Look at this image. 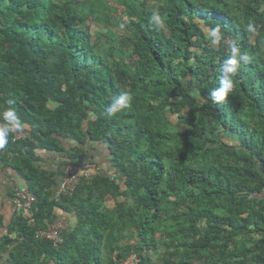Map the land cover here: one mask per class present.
<instances>
[{
  "label": "trees",
  "instance_id": "obj_1",
  "mask_svg": "<svg viewBox=\"0 0 264 264\" xmlns=\"http://www.w3.org/2000/svg\"><path fill=\"white\" fill-rule=\"evenodd\" d=\"M151 1L0 0V163L36 197L5 264H264V0ZM89 151L113 175L57 199Z\"/></svg>",
  "mask_w": 264,
  "mask_h": 264
},
{
  "label": "crops",
  "instance_id": "obj_2",
  "mask_svg": "<svg viewBox=\"0 0 264 264\" xmlns=\"http://www.w3.org/2000/svg\"><path fill=\"white\" fill-rule=\"evenodd\" d=\"M87 154V159L85 160L86 166L83 169L85 175L90 177H95L101 173H105L109 176L113 175L107 161L101 156V154H96L94 159H92L91 151H89ZM40 156L43 158L41 165L44 170L53 171L57 169V165L60 162L58 155L42 153ZM92 160L97 161V164L93 163ZM26 187L27 185L25 181L20 178L16 172L9 168H4L0 163V220L2 222V227L0 228V237L8 234L9 226L16 216V214L13 212V198L16 190ZM107 205L109 208H112L114 203L113 201H108ZM56 214L58 215L59 219L64 220L66 223V230H73L77 226V218L72 214H65L62 211H57ZM6 261L7 256L0 260V264H5Z\"/></svg>",
  "mask_w": 264,
  "mask_h": 264
},
{
  "label": "built area",
  "instance_id": "obj_3",
  "mask_svg": "<svg viewBox=\"0 0 264 264\" xmlns=\"http://www.w3.org/2000/svg\"><path fill=\"white\" fill-rule=\"evenodd\" d=\"M11 132L15 134V139H24L27 134L19 132L11 127ZM84 169V168H83ZM83 169L70 168L67 171V176L60 183L56 198L60 199L62 196L72 195L79 185L80 174ZM88 177V175H86ZM36 204V197L26 188H19L16 190L13 198V212L16 215H22L29 220V224L33 225V212ZM66 230V223L64 220H58L50 225L47 229L41 230L37 233L40 240H47L52 242L53 247L58 249L64 242L62 234ZM122 264H138V258L132 256Z\"/></svg>",
  "mask_w": 264,
  "mask_h": 264
},
{
  "label": "rangeland",
  "instance_id": "obj_4",
  "mask_svg": "<svg viewBox=\"0 0 264 264\" xmlns=\"http://www.w3.org/2000/svg\"><path fill=\"white\" fill-rule=\"evenodd\" d=\"M60 1H65V0H60ZM70 1H74L75 3L83 2V0H70ZM149 1H150V2H153V1H151V0H149ZM153 3H154V2H153ZM153 3H150V4H153ZM112 18H113V21L111 22V24L109 25V27H110L113 31H115L117 34H119V33L124 34L125 29H124V26L122 25L124 22H123L122 20H120V18L117 17V16H112ZM116 20L118 21V23L115 24ZM124 21L126 22L125 19H124ZM92 29H93V31H95V28H92ZM94 38L96 39L95 36H94ZM102 41L104 42L105 39L102 38ZM154 253H155V252L151 253V256H152V258L156 261L157 259H155V258H156V257H155L156 255H154Z\"/></svg>",
  "mask_w": 264,
  "mask_h": 264
},
{
  "label": "clouds",
  "instance_id": "obj_5",
  "mask_svg": "<svg viewBox=\"0 0 264 264\" xmlns=\"http://www.w3.org/2000/svg\"><path fill=\"white\" fill-rule=\"evenodd\" d=\"M114 110H115V108L110 109V111H114ZM9 115H11V113H9ZM4 135H5L4 131L0 130V147H3V144L6 142L4 140Z\"/></svg>",
  "mask_w": 264,
  "mask_h": 264
}]
</instances>
